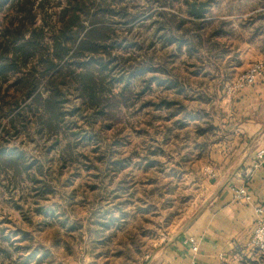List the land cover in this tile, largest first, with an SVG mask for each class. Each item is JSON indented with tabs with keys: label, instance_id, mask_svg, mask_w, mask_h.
Instances as JSON below:
<instances>
[{
	"label": "rangeland",
	"instance_id": "obj_1",
	"mask_svg": "<svg viewBox=\"0 0 264 264\" xmlns=\"http://www.w3.org/2000/svg\"><path fill=\"white\" fill-rule=\"evenodd\" d=\"M169 1L173 5L161 6L165 0L116 1L113 19L100 13L116 24L111 55L104 51L99 56L110 63L115 79L105 115H92L71 90L59 134H40L30 112L19 118L28 121L25 130L16 122L20 133L15 135L8 131L12 128L5 113L15 101V113L27 108L30 101L18 84L28 78L27 70L0 81V122L7 126L0 129V141L5 135L7 146L18 148L32 164L29 172L0 175V264H87L101 255L113 264H139L200 209L212 173L205 165L206 144L214 136L198 139L206 145L198 156L196 125L178 127V101L188 111L196 108L191 90L178 93V75L191 79L181 69L186 66L177 43L168 44L165 36L178 24V0ZM68 2L0 0V37L23 21L29 31L44 26L45 42H51ZM165 12L171 15L160 14ZM90 20L82 18L86 25ZM157 20L169 22L170 32L158 30ZM142 68L154 71L138 75ZM39 163L41 175L35 168ZM106 223L109 227H103Z\"/></svg>",
	"mask_w": 264,
	"mask_h": 264
},
{
	"label": "crops",
	"instance_id": "obj_2",
	"mask_svg": "<svg viewBox=\"0 0 264 264\" xmlns=\"http://www.w3.org/2000/svg\"><path fill=\"white\" fill-rule=\"evenodd\" d=\"M194 1L203 0H178V22L184 19L186 24L174 31L180 42L188 30L183 38L187 45L177 46L178 57L185 60L181 69L191 81L178 75V93L191 90L196 108L188 111L178 101V117L182 115L178 127L196 125L198 156L207 145L209 193L192 220L139 264H264L257 255L264 252L247 249L253 205L264 204V159L248 181L243 175L258 151L264 150V76L233 94L227 92L233 78L255 62L264 63V0H212L202 18L190 13ZM209 133L214 137L208 144L198 142ZM244 184L253 203L234 200V189ZM188 235L199 240L197 253L183 243ZM89 263L113 264L108 258L103 261L102 255Z\"/></svg>",
	"mask_w": 264,
	"mask_h": 264
},
{
	"label": "trees",
	"instance_id": "obj_3",
	"mask_svg": "<svg viewBox=\"0 0 264 264\" xmlns=\"http://www.w3.org/2000/svg\"><path fill=\"white\" fill-rule=\"evenodd\" d=\"M69 0V4L63 8L60 14L59 27L52 30L51 42H45V27L33 28L29 31L26 22L21 23L14 31L8 32L4 37H0V81H7L12 75L18 74L21 70H27L28 78L18 80V84L25 99L30 102L26 104L22 112L15 113L18 102L11 103L5 116L9 118L12 130L15 135L20 133V127L16 122L19 118L25 117L30 112L36 117V125L40 134H46L48 138L54 134H59L65 123L67 112L65 111V101L71 90H76L78 96L85 106L91 108L92 115H105L113 94L114 77L112 69L108 67L110 63L103 62L99 56L105 51L111 55L112 33L116 30V24L108 19L105 21L99 17L101 15L111 17L116 16L112 6L115 2L123 0ZM160 2V0H151ZM161 6L169 5V0H165ZM42 6L43 3H40ZM172 5V3H171ZM126 9V8H122ZM171 15L168 12L160 13ZM30 24H34L35 18L29 11ZM163 17V15H161ZM177 16V14H175ZM83 17H90L92 20L86 25ZM99 17V18H98ZM158 30L170 32V23L159 22ZM186 21L181 19L175 30L184 28ZM26 31L29 37L26 38ZM188 30L184 29L183 36L179 42L171 34H166L167 43L179 42L187 45L186 37ZM35 61L33 62L32 60ZM113 59V58H111ZM126 59L125 61H127ZM33 62L34 64L30 63ZM113 62V60H112ZM147 71L145 68L139 69L138 75ZM122 80V79H121ZM43 89V90H42ZM46 91V95L43 94ZM4 99V96L1 98ZM80 111V110H79ZM1 117V116H0ZM25 130L28 121H19ZM1 131L7 130L0 122ZM7 131V132H8ZM9 132L6 135H10ZM0 141V175L2 172H13L14 175L21 171L29 172L32 169L24 153L18 148H9L8 140L3 135ZM34 166V164H33ZM40 175L43 173V164L39 163L35 167ZM36 177V175H34ZM38 183L41 180L33 178ZM39 182V183H40ZM109 227V223L103 224Z\"/></svg>",
	"mask_w": 264,
	"mask_h": 264
},
{
	"label": "built area",
	"instance_id": "obj_4",
	"mask_svg": "<svg viewBox=\"0 0 264 264\" xmlns=\"http://www.w3.org/2000/svg\"><path fill=\"white\" fill-rule=\"evenodd\" d=\"M264 76V63L263 62H255L250 65V67L239 75L235 82L228 86L227 92L229 94H233L238 90L243 89L248 85L254 84L259 78ZM264 159V150L258 151L256 154L253 163L247 167L243 175L248 181L253 172L262 165ZM234 200L237 202H246L253 203V196L248 190L246 184L234 189ZM254 223H253V232L248 242L247 249L250 252H264V204H254ZM183 243L185 245H189L191 250L195 253L199 251L200 243L199 240L192 235H188L183 239Z\"/></svg>",
	"mask_w": 264,
	"mask_h": 264
},
{
	"label": "water",
	"instance_id": "obj_5",
	"mask_svg": "<svg viewBox=\"0 0 264 264\" xmlns=\"http://www.w3.org/2000/svg\"><path fill=\"white\" fill-rule=\"evenodd\" d=\"M211 2L212 0L192 2L190 13L197 18H202Z\"/></svg>",
	"mask_w": 264,
	"mask_h": 264
}]
</instances>
